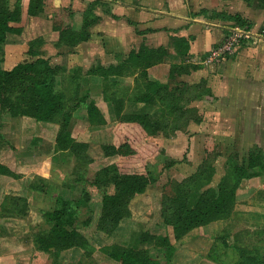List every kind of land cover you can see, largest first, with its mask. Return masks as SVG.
I'll return each mask as SVG.
<instances>
[{
	"label": "rangeland",
	"instance_id": "obj_1",
	"mask_svg": "<svg viewBox=\"0 0 264 264\" xmlns=\"http://www.w3.org/2000/svg\"><path fill=\"white\" fill-rule=\"evenodd\" d=\"M221 1L223 12H238L246 17L244 19L252 24L251 32L255 36L240 38L233 53L215 62L218 65L222 63V93L218 90V96L212 93L209 84L214 83L212 76L221 73L217 70L220 67L211 70L204 63L205 57L195 61L189 56L182 60L176 53L167 55L159 63L166 64V71L159 74V79L163 80L164 87L170 86V89H162L153 104L135 102L139 97L135 86L133 89L112 88L121 92L120 96L124 98L122 114L147 113L151 126L144 128L134 121L119 122L117 107L104 98L106 105L103 111L99 110L105 124L93 125L88 117V103H83L73 113L69 126L74 139L87 145L79 156L55 151L52 141L56 139L59 125L49 123L58 128L54 132L55 137L51 130L46 131L47 141L40 134L39 122L27 118L30 125L23 124L21 119L26 117H18L14 118L11 128L9 121L2 119L8 113H2L0 148L17 155V160L19 157L32 164L19 167L20 171L32 169V174L29 180L18 186V192L25 195L19 198L26 201L25 205L18 206L21 211L18 222L0 225V238L6 240L0 244V264H115L102 252V248L114 244L149 249L161 264H237L242 253L258 257L264 264V175L241 178L236 174L237 167L247 165L254 148H260L264 154V0ZM15 2L9 1L11 9ZM69 9L56 10L53 18L65 15V23L80 27V16L70 18L68 12H63ZM222 27L235 26L222 22ZM222 32V42L235 34L230 30L225 33L223 28ZM32 35L33 31L25 35L24 40L7 43L9 50L5 46L4 58L0 54L4 69L8 65L11 67L31 60L26 41L33 40ZM184 65L202 67L200 70L205 76L198 75L197 70L187 74L186 68H180ZM71 70L66 74L69 75ZM87 71L83 69L84 74ZM194 73L197 76L193 78ZM84 74L78 90L70 83L58 84L57 88L68 98L78 95V91L81 94L88 90L91 92V82ZM130 76L136 78L137 75ZM89 101H94L91 94ZM27 126L29 129L32 127L29 135L24 132L20 136L19 131ZM18 135V142H10L12 136ZM130 136L137 138L135 146L138 152L133 160L106 155L105 147H118ZM12 142L19 146L18 150L11 145ZM117 165L121 173H144L153 182L144 193L135 195L128 202L129 214L111 234L99 230V223L103 194H114V185L104 176L97 185H90L88 180L102 169ZM41 175L48 177L49 180L45 179L47 183L42 184ZM79 177L83 179L82 183H79ZM34 181L45 186V193L30 190ZM222 184L236 189V205L229 219L196 228L176 240L174 227L167 223L166 205L171 207V201L183 190H195V186L200 192L218 190ZM59 195L74 200L89 198L88 207L80 209L82 223L79 230L91 245V256L80 248L63 251L57 258L37 250L34 236L46 234L49 230L43 212L56 208ZM11 227L12 231L9 230ZM144 235L170 238L175 253L169 263L153 240L146 244L140 242ZM11 253L13 263L6 260Z\"/></svg>",
	"mask_w": 264,
	"mask_h": 264
},
{
	"label": "trees",
	"instance_id": "obj_2",
	"mask_svg": "<svg viewBox=\"0 0 264 264\" xmlns=\"http://www.w3.org/2000/svg\"><path fill=\"white\" fill-rule=\"evenodd\" d=\"M10 0H0V54L4 58V48L8 43L10 35H23L29 21L34 17H41L44 12V0H16L14 8L9 7ZM104 4L102 0H95L90 7L82 14V24L79 29L72 23H65V15L53 18V29L59 33L58 46L76 47L91 38L89 28L100 21L94 13L97 5ZM68 12L70 18L75 16L72 10ZM201 14H206L202 10ZM212 19H221L224 22H233L234 26L250 31L252 24L244 20L240 14H227L225 12H214ZM59 20V21H58ZM144 34L142 31H136ZM172 44L182 60L190 56V43L186 38L172 37ZM27 54L31 60L19 62L12 69L6 70L2 67L3 58L0 60V118L2 113H8L13 118L26 117L35 122L54 123L59 125V131L55 139V151L65 154L79 156L80 151L87 148L86 144L78 143L72 136L69 126L73 118V113L83 103H88L87 112L90 122L93 125L105 124V119L94 101H89V90L78 95L66 96L65 92L59 90L58 84L70 83L78 90L82 68H73L67 75L68 69L61 66H53L49 59L44 57L43 47L45 41L42 37H37L29 42ZM169 55L164 47L151 49L142 46L138 52L132 51L127 59L118 65L104 67L98 65L90 68L84 77L99 76L102 78L103 98L108 103H113L117 107L116 117L119 122L134 121L144 128H149L151 122L149 115L144 114H122L124 98L121 92L112 89L111 78H123L130 75H137L135 78V89L139 97L135 102L151 105L155 102V97L164 87L163 82L152 79L149 69L161 63L165 56ZM187 74L191 71L201 69L197 65H184ZM178 67V66H177ZM179 69V67H178ZM67 73V74H66ZM60 78V83H59ZM211 90V89H210ZM149 125V126H148ZM137 138H125L121 144L107 146V156H118L122 160L134 159L136 156ZM252 171V172H251ZM236 174L241 178H252L264 175V154L260 148H254L250 154L246 166L236 168ZM0 175L19 178V175L12 172L8 167L0 164ZM104 176L110 180L115 188L114 194H103L102 216L100 219V229L105 233H113L121 221L129 214L128 202L137 194L145 192L146 187L153 182V179L144 173H121L119 166L113 168L106 167L89 179L90 185L100 184V178ZM83 182V179H80ZM40 181L47 183L44 178ZM46 181V182H45ZM86 181V179H85ZM31 191L45 193L43 185L33 182L30 185ZM86 192V191H85ZM87 195V193H86ZM89 197V194H88ZM89 198L74 200L65 196L56 197V208L52 211L43 212V217L49 226L45 234L34 236L35 245L38 251L52 254L57 258L61 252L73 248H80L87 256H91L93 250L88 239L81 233L80 209L87 208ZM171 207L166 205L164 210L167 223L174 227L175 239L180 240L189 232L196 228L206 227L216 221L229 219L236 205V189L229 184H222L218 190L209 189L200 192L195 186V190L188 189L178 192L175 199L171 201ZM26 204L25 199L19 197L6 196L1 207L3 217L20 216L18 206ZM24 207V206H23ZM22 208V207H21ZM151 240L160 249L166 262H170L175 253V247L168 236L151 237L144 235L141 243L146 244ZM102 252L111 260L119 264H161L155 259L149 249L134 246L110 245L102 248ZM256 256L242 253L241 261L237 264H261Z\"/></svg>",
	"mask_w": 264,
	"mask_h": 264
},
{
	"label": "crops",
	"instance_id": "obj_3",
	"mask_svg": "<svg viewBox=\"0 0 264 264\" xmlns=\"http://www.w3.org/2000/svg\"><path fill=\"white\" fill-rule=\"evenodd\" d=\"M93 1L95 0H44V12L41 17L31 18L23 35H10L8 42L11 40H24V36L33 31L32 36L34 39L37 37L44 39L45 45L42 49L44 57L49 59L53 66L66 67L68 70L73 68L89 70L98 65L104 67L118 65L127 59L132 51L138 52L142 46L151 49L164 47L167 49L169 55L172 56L176 53L172 44V37L188 39L190 43V58L196 61L199 58L204 59L205 57L204 60H206L212 49L227 41L226 39L222 42V28L224 30L226 29L225 33L229 30L240 33L236 29H242L237 26L222 27V22L224 21L218 18H211L214 12H223L222 5L220 4L222 2L221 0H102L104 4L97 5L94 10V13L100 18V21L89 28L91 34L90 40L76 47L58 46L56 43L59 41V33L53 29V13L62 8H70L75 13L76 18L80 16L82 19L81 15L90 7ZM202 10H206V14H201ZM227 14L235 15L240 13ZM241 16L243 19L246 18L243 15ZM225 23L234 24L233 22ZM76 28L79 29L80 27ZM136 31H142L144 34L140 35ZM241 33L246 34V37L255 36L251 30ZM31 39L26 41L27 47L26 45L25 47L27 51ZM6 47L8 49V46ZM221 59L206 64L211 70L220 67L217 70H220L221 73L212 76L214 83L210 82L209 84L208 81L209 87L215 96H218L219 91L222 93V63L219 65L215 64V62L221 61ZM15 65H10L11 67H8V65L5 69H12ZM165 66L166 64L162 63L152 67L149 70L151 78L163 82L162 79H159V74L164 73V70L166 71ZM197 71L198 75L205 76L203 70L199 69ZM195 76L197 75L194 73L192 77L194 78ZM88 79L91 82V99L96 101L97 107L102 110L106 105V102L103 100L102 78L99 76H91ZM110 80L112 88L122 89L130 87V89H133L135 86L134 76L123 78L112 77ZM2 119L9 121L8 123L11 124L10 127L12 128V124L14 123L12 116L5 114L2 116ZM21 120L23 124L30 125L28 123L29 119ZM37 125L40 127L42 138L47 141L46 131L51 130L54 133L58 128L55 125L43 122H39ZM25 129L19 131L21 133L20 136H23L24 132L29 135L32 127L30 126L29 129V126H27ZM20 136L18 135L15 138L12 136L13 138H10V142L11 140L18 142ZM72 136L74 138V135ZM52 142L55 143V140ZM11 145L17 150L19 149L17 144L12 142ZM0 164L5 165L12 172L19 175V178L0 175V225L3 227V225H7L8 223L10 225L13 222H18V218L16 217H3L1 215V207L6 196H25L23 193L18 192V186L22 181L30 179L32 169L20 171L19 167L32 166V164L28 163V161L20 160L19 157L17 160V155H13L12 153L8 154V151L4 148H0ZM42 178L49 180L48 177L42 176ZM9 230L12 231L13 228L11 227ZM3 241L6 240L1 237L0 244ZM10 252H12L11 247ZM12 258L11 253L10 258L6 259L7 262L13 263ZM111 261L119 264L113 260Z\"/></svg>",
	"mask_w": 264,
	"mask_h": 264
},
{
	"label": "built area",
	"instance_id": "obj_4",
	"mask_svg": "<svg viewBox=\"0 0 264 264\" xmlns=\"http://www.w3.org/2000/svg\"><path fill=\"white\" fill-rule=\"evenodd\" d=\"M234 35L229 37L225 43L212 49L209 53V57L205 60V64L221 59L226 54L233 53L235 46L240 42V38L246 36V34L241 32L236 33V31Z\"/></svg>",
	"mask_w": 264,
	"mask_h": 264
}]
</instances>
